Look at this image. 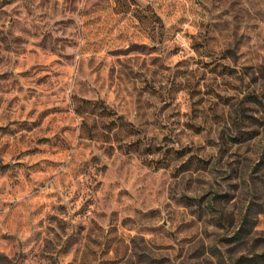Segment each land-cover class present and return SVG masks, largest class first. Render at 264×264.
Listing matches in <instances>:
<instances>
[{"label":"rangeland","instance_id":"374dc122","mask_svg":"<svg viewBox=\"0 0 264 264\" xmlns=\"http://www.w3.org/2000/svg\"><path fill=\"white\" fill-rule=\"evenodd\" d=\"M256 251L264 0H0V264Z\"/></svg>","mask_w":264,"mask_h":264},{"label":"trees","instance_id":"16d2710c","mask_svg":"<svg viewBox=\"0 0 264 264\" xmlns=\"http://www.w3.org/2000/svg\"><path fill=\"white\" fill-rule=\"evenodd\" d=\"M250 215V208H247L242 216V219L240 220L239 225L237 226V229L234 231V233L229 237L231 239H239L243 233L249 232L251 227L254 224V221H252V217ZM246 260V264H259L260 261L264 260V251H256L252 252L251 255L244 256Z\"/></svg>","mask_w":264,"mask_h":264}]
</instances>
